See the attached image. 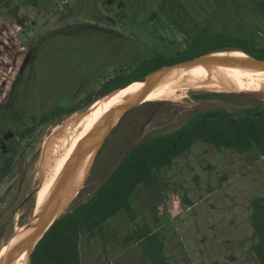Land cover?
<instances>
[{"label": "rangeland", "instance_id": "374dc122", "mask_svg": "<svg viewBox=\"0 0 264 264\" xmlns=\"http://www.w3.org/2000/svg\"><path fill=\"white\" fill-rule=\"evenodd\" d=\"M214 34L264 48V0H40L35 8L8 0L0 6V247L31 230L37 202L29 196L38 191L46 142L70 115L34 122L59 100L46 92L77 84L60 100L74 106L144 59L181 56L195 39ZM217 51L199 61L245 54ZM199 61L175 68L199 67ZM105 98L108 104L110 96ZM255 100L264 102L243 92L202 90L182 102L132 105L77 187L66 190V213L91 200L136 144L175 131L200 113H238ZM53 154L59 155L58 147ZM6 156L14 161L2 178ZM154 178V186L140 185L132 195L134 218L120 210L93 231L81 230L82 264H154L136 236L145 224L163 240L170 264H260L251 213L252 201L264 197V143L242 153L196 140Z\"/></svg>", "mask_w": 264, "mask_h": 264}, {"label": "trees", "instance_id": "16d2710c", "mask_svg": "<svg viewBox=\"0 0 264 264\" xmlns=\"http://www.w3.org/2000/svg\"><path fill=\"white\" fill-rule=\"evenodd\" d=\"M6 1L0 0V6ZM25 3L39 6L40 0H25ZM226 48H238L251 57L264 60V48L245 39L225 34L200 37L181 56L164 58L156 54L146 58L129 72L112 78L100 91L88 94L78 104L71 107L57 104L39 119L33 116L34 122L45 123L52 118L72 114L161 68ZM135 86L138 83L120 92ZM196 140L214 144L218 148H235L242 153L261 146L264 143V102L255 100L238 113L225 109L200 113L175 131L133 146L91 200L65 213L47 231L31 254V264H82L79 250L81 230L86 228L93 231L120 210H125L134 218L132 195L137 187L154 186V172L171 166ZM13 161V156L5 157L1 169L2 178L9 174ZM251 222L258 238L253 251L259 263L264 264V197H256L252 201ZM136 236L143 252L154 264H170L164 242L151 225L139 226Z\"/></svg>", "mask_w": 264, "mask_h": 264}, {"label": "bare ground", "instance_id": "6f19581e", "mask_svg": "<svg viewBox=\"0 0 264 264\" xmlns=\"http://www.w3.org/2000/svg\"><path fill=\"white\" fill-rule=\"evenodd\" d=\"M262 65L264 66V63ZM178 66L159 71L145 81L136 82L138 86L120 92L135 82L123 86L105 96H110L108 104L104 97L99 100V106L74 112L63 124L55 128L53 135L51 133L52 137L46 142L42 165L38 172L35 219L40 217L44 219L43 216L64 191L73 184V187H77L84 170L91 164V158L101 137L112 124V119L119 115L125 105L138 106L147 101L182 102L189 97L191 91L202 90L236 91L264 98V68L254 66L238 57L236 59L223 55L211 61H202L199 67L189 65L185 68H175ZM167 72L171 73L149 81L152 77ZM55 147L59 148L57 156L53 154ZM67 198L61 199L59 215L65 211ZM33 248L34 245H26L7 249L0 255V264H30Z\"/></svg>", "mask_w": 264, "mask_h": 264}, {"label": "water", "instance_id": "95a60500", "mask_svg": "<svg viewBox=\"0 0 264 264\" xmlns=\"http://www.w3.org/2000/svg\"><path fill=\"white\" fill-rule=\"evenodd\" d=\"M218 53H220V52L219 51H213V52L207 53L205 55H202V56H199V57L190 59V60H186V61H182V62L175 63V64H173L171 66L164 67V68H161V69H159V70H157L155 72H152L149 75L141 78L140 80L134 81V82H142V81H145L147 78H149L150 76H152L153 74H155V73H157L159 71L169 70V69L173 68L174 66H177V65H180V64H184V63H188V62L197 60V59H199L201 57H204V56H207V55H210V54H218ZM235 54H237L245 62H249V63H251L254 66L264 68V66L262 65L264 63V60L251 57V56H249L247 54H242V53H235ZM109 94H107V95H109ZM130 108H132V107L125 105L124 108L121 109L119 115H117L113 119L112 124L109 126V128L105 132V135L103 136V138L100 141V143H99V145H98L95 153L93 154V156L91 158V161H90L91 164H92L93 158H95L96 154L98 153L99 149L101 148V146H102L104 140L106 139L107 135L110 133V131L113 129V127L119 122L120 118L124 115V113L126 111H128ZM91 164H90V166H91ZM90 166H89V168H90ZM89 168H88V170H89ZM87 173H88V171H87ZM83 183H84V180L81 183V186L83 185ZM66 193H67V191H64L62 193V195H60L56 199L55 203L51 206V208L43 216L44 219H42L41 217L38 218V219H35V217H33V222H32L31 225L34 228H32V230L30 232H28L23 237H20V238H12L7 243L1 245V247H0V255H1V253L5 252L7 249H12V248H15V247H22V246H26V245H34V248L32 250V252H33L34 249H35V247H36V245L39 243V241L42 239V237L47 233V231L54 225V223L60 217H62L66 213V211H65L64 213H62V214L59 215V211H60V208H61V199H63L65 197ZM29 197H35V193H32ZM30 264H31V256H30Z\"/></svg>", "mask_w": 264, "mask_h": 264}, {"label": "crops", "instance_id": "0c3cea01", "mask_svg": "<svg viewBox=\"0 0 264 264\" xmlns=\"http://www.w3.org/2000/svg\"><path fill=\"white\" fill-rule=\"evenodd\" d=\"M27 5V4H26ZM40 5V4H39ZM27 7L29 8V7H31V8H35V6H31V5H27ZM19 11L18 10H16L14 13V17H16V15H18L19 13H18ZM26 17H24V19H25ZM20 25H18L17 26V30H19L20 29ZM17 35L19 36V34H18V31H17ZM17 36V37H18ZM76 86H77V84H75V85H73V88H71V89H69V88H59V90L58 91H49V92H46L45 93V96L46 97H48V96H50V97H52V96H54V97H56V96H58L59 97V100H58V102L57 103H55V105H57V104H61L60 103V100L62 99V98H64V97H66L67 95H69V94H71L73 91H74V89L76 88ZM63 92H65V93H63Z\"/></svg>", "mask_w": 264, "mask_h": 264}]
</instances>
